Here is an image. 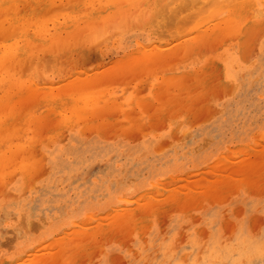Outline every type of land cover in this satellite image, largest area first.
I'll return each mask as SVG.
<instances>
[{"label": "rangeland", "instance_id": "1", "mask_svg": "<svg viewBox=\"0 0 264 264\" xmlns=\"http://www.w3.org/2000/svg\"><path fill=\"white\" fill-rule=\"evenodd\" d=\"M0 11V264H264V0Z\"/></svg>", "mask_w": 264, "mask_h": 264}, {"label": "bare ground", "instance_id": "2", "mask_svg": "<svg viewBox=\"0 0 264 264\" xmlns=\"http://www.w3.org/2000/svg\"><path fill=\"white\" fill-rule=\"evenodd\" d=\"M174 1H175V0H174ZM211 1H212V0H211ZM113 3H114V2H113ZM12 4H13V3H12ZM134 4H135V3H134ZM163 4H164V3H163ZM168 5H169V4H168ZM10 7H11V6H10ZM12 7H13V6H12ZM12 7H11V8H12ZM22 7H24V6H22ZM18 8H19V7H18ZM173 8H174V7H173ZM8 11H9V10H7V12H8ZM176 11H177V10H176ZM4 12H5V11H4ZM7 12H6V14H8ZM0 14H1V11H0ZM6 18H7V17H6ZM26 23H27V22H26ZM24 26H25V25H24ZM24 26H22V27H24ZM8 29H9V28H8ZM8 29L4 31V32H6L5 34H8V35H7V38L10 37V35H11V36L13 35V32H12V33H11V32H10V33L7 32ZM9 30H10V29H9ZM14 30H15V32H14V34H15V33H16V30L18 31V29H13V31H14ZM33 32H34V31H33ZM2 33H3V32H2ZM99 35H100V34H99ZM3 37H4V36H2V38H3ZM5 37H6V36H5ZM2 40H5V39H2ZM31 63H32V62H31ZM6 64H7V63H6ZM9 65H10V64H9ZM9 69H12V68H9ZM241 74H242V73H241ZM3 93H4V92H3ZM11 112H12V111H11ZM16 112H17V111H16ZM9 113H10V112H9ZM6 115H7V114H6ZM31 230H33L32 227H31ZM30 232H31V231H30ZM17 234H18V233H17ZM13 237H14V236H13ZM11 238H12V237H11ZM11 238H9V239H10L9 241H11ZM5 239H6V237H5ZM5 239H4V240H5ZM7 242H8V241H7ZM2 243H4V242H0V245H1ZM12 243H13V242H12ZM6 245H8V244H6ZM3 246H4V245H3ZM20 247H21V246H20ZM49 252H50V251H49ZM33 255H34V254H33ZM101 257H102V256H101Z\"/></svg>", "mask_w": 264, "mask_h": 264}]
</instances>
